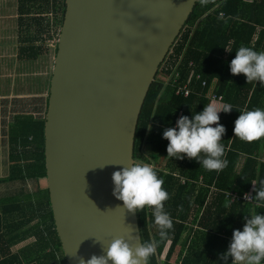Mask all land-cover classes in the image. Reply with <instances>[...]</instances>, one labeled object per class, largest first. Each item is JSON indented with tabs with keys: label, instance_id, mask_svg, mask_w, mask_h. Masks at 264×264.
Instances as JSON below:
<instances>
[{
	"label": "trees",
	"instance_id": "trees-1",
	"mask_svg": "<svg viewBox=\"0 0 264 264\" xmlns=\"http://www.w3.org/2000/svg\"><path fill=\"white\" fill-rule=\"evenodd\" d=\"M53 1L55 30L59 36L66 5L65 0ZM35 40L25 39L27 60L39 56L40 49H36ZM241 46L264 52V0H209L205 5L197 2L150 89L139 121L135 160L156 169H161L160 157L167 156L168 141L163 138L164 130L175 127L181 116L191 119L193 114L203 111L211 102L208 94L212 89L233 109L223 112L219 121L226 129L222 143L225 148L223 158L227 159L228 166L223 171L205 170L200 163L187 157L182 160L169 158L166 169L172 174L155 170L164 181V190L169 193L164 207L173 221V229L169 230L171 244L168 251L169 242L161 243L149 264H171L178 246L182 252L176 264H224L220 256L228 250L233 231L243 230L245 216L264 215V207L243 201L229 203L226 199L227 192L245 195L253 188L252 183H257L258 188L260 181H264V162H261L264 138L247 143L234 135V122L239 111L264 109V87L256 82L247 83L243 74L232 75L230 72V62ZM176 71L178 77L174 81ZM185 84L191 90L187 97L177 94V86ZM47 112L48 104L37 119L33 114L19 118L23 119L24 126L12 133L13 144L24 145L23 151L12 153V157L17 158L13 163L25 171L19 170V174L14 173L9 180L22 177L25 186L29 189L31 185L36 192L44 185L48 195L34 202H15L2 208L0 242L7 246L0 247V264H68L56 229L48 183H42L47 181V120L43 115ZM201 176L204 185L182 184V178L196 181ZM212 186L217 191L210 203L209 187ZM3 216L8 217L7 224ZM139 216L143 242L159 240V229L154 224L151 210L145 208ZM22 244L26 246L22 253H11V248ZM228 264H232L231 257Z\"/></svg>",
	"mask_w": 264,
	"mask_h": 264
},
{
	"label": "water",
	"instance_id": "water-1",
	"mask_svg": "<svg viewBox=\"0 0 264 264\" xmlns=\"http://www.w3.org/2000/svg\"><path fill=\"white\" fill-rule=\"evenodd\" d=\"M196 0H65L46 115L47 182L68 264L106 255L113 237L143 242L139 212L113 195L135 161L139 121ZM111 264V262H109Z\"/></svg>",
	"mask_w": 264,
	"mask_h": 264
},
{
	"label": "clouds",
	"instance_id": "clouds-1",
	"mask_svg": "<svg viewBox=\"0 0 264 264\" xmlns=\"http://www.w3.org/2000/svg\"><path fill=\"white\" fill-rule=\"evenodd\" d=\"M196 2L205 5L209 0ZM230 72L232 75L243 74L247 83L256 82L264 87V52L241 46L230 62ZM232 109L230 104L211 102L203 111L193 114L191 119L181 116L175 127L163 132V138L168 141L167 158L182 160L187 157L200 163L205 170L223 171L228 166L227 159L223 158L225 148L222 143L226 129L219 123V113H228ZM239 112L234 122L235 137L247 143L264 138V109ZM112 181L113 195L123 202V208L128 212L151 210L154 224L159 229V240L141 242L139 236L132 235V230L113 237L106 246V255H92L87 261L77 257L79 264H149L160 244L170 242L169 230L173 229V221L164 207L170 198L163 188L164 181L153 167L135 161L113 172ZM254 190L257 193L255 197L245 193V198L255 201L257 207H264V181H260V186ZM245 221L242 231H233L228 250L220 256L224 264H228L229 257L232 264H262L264 261V215H246Z\"/></svg>",
	"mask_w": 264,
	"mask_h": 264
},
{
	"label": "crops",
	"instance_id": "crops-1",
	"mask_svg": "<svg viewBox=\"0 0 264 264\" xmlns=\"http://www.w3.org/2000/svg\"><path fill=\"white\" fill-rule=\"evenodd\" d=\"M55 16L53 0H0V214L4 206L15 202L22 204L34 202L37 198L29 199L28 197L48 191L44 185L39 192L33 191L31 185L28 189L25 186V182L20 179L22 177L19 176L13 181L9 179L13 177L14 173L19 174V170H24L16 168L13 162L17 158L16 156L12 157V153H15L16 150H24V145L15 146L13 144V131L20 130L24 126L23 119L19 118L33 114L34 118L37 119L39 114L47 108V104L49 107L53 73L50 76L46 73V70L38 73L39 68L36 64L53 54L54 71L58 42L54 41V44L57 45L56 47L51 46L55 38V34L51 32L55 29ZM40 30L42 32L37 34ZM26 37L36 39L34 41L35 47L40 49V52H38L39 56L33 60L26 59V53L24 52ZM44 68L46 69V67ZM214 95L223 97L216 95L212 89L208 94L211 102L225 104L224 97L222 100L213 99ZM43 115H47V113ZM222 115L223 111L219 113L220 117ZM261 162H264V151L261 154ZM159 163L161 169H156L155 166H152L154 170H159L166 174L173 173L166 169L169 165L167 156H161ZM243 163L244 161L242 160L241 166ZM174 176L178 177L177 173H174ZM187 182L204 185L202 176L196 181L182 178V184ZM42 183L44 184V181ZM209 188L211 193L208 201L211 203L217 189L214 186ZM255 188H257V183L247 194L251 193ZM8 189L12 191L7 196H4V192H7ZM24 189L25 192H23ZM254 192L256 195L255 190ZM226 199L230 200L227 197ZM230 202L235 203L234 201ZM4 221L7 224V216H5ZM29 227H26L25 230ZM194 228L196 229V226ZM170 244L171 242H169L166 252ZM6 246L3 245V241L0 242L1 248ZM25 248L24 244L18 245L11 248V253H22ZM181 252V247L178 246L172 256L171 264H176Z\"/></svg>",
	"mask_w": 264,
	"mask_h": 264
},
{
	"label": "built area",
	"instance_id": "built-area-1",
	"mask_svg": "<svg viewBox=\"0 0 264 264\" xmlns=\"http://www.w3.org/2000/svg\"><path fill=\"white\" fill-rule=\"evenodd\" d=\"M190 66L193 67V64H191ZM174 75H175V77H176L174 81H176V80H177V77H178V73H177V71L174 73ZM193 75H194V74H192V76H193ZM197 79H200V76H199V75L197 76ZM190 92H191V90H190L188 84H185V85H183V86H177V94H178V95H183V96H186V97H187V96L190 94ZM213 99H219V100H222L223 97H217V96L214 95V96H213ZM249 196H250V197H255V192H254V190H253L251 193H249ZM226 197L229 198V199H231V201H234V202H237V201H244V202H248V203L256 204L255 201H253V200H247V199L245 198V195H240V194H238V193H226ZM263 264H264V262H263Z\"/></svg>",
	"mask_w": 264,
	"mask_h": 264
},
{
	"label": "rangeland",
	"instance_id": "rangeland-1",
	"mask_svg": "<svg viewBox=\"0 0 264 264\" xmlns=\"http://www.w3.org/2000/svg\"><path fill=\"white\" fill-rule=\"evenodd\" d=\"M60 31V30H59ZM51 33H54L55 34V38L53 39V45H51L52 47L54 46V47H56L57 45H55L54 44V41L55 42H58L57 40H59L58 39V32L56 33V30L55 29H53L52 30V32ZM60 33V32H59ZM53 49H55V48H53ZM55 53V52H54ZM53 59H54V57H53V54L50 56V57H48L47 56V58L44 60V61H42V62H40V63H37L36 64V66L39 68L38 69V73H41L42 71H44V70H46V73L50 76V75H52V73H53V63H54V61H53ZM42 66H44V67H46V69L44 68V67H42ZM43 69V70H42ZM44 184H47V181L45 180L44 181ZM12 190L11 189H8V191L6 192H4L5 194H4V196H7L8 195V193H10ZM48 194H47V191L45 192V191H43L41 194H38V195H32V196H29L28 198L29 199H32V198H37V199H39L40 197L41 198H45L46 196H47ZM40 196V197H39ZM165 256V255H164Z\"/></svg>",
	"mask_w": 264,
	"mask_h": 264
}]
</instances>
